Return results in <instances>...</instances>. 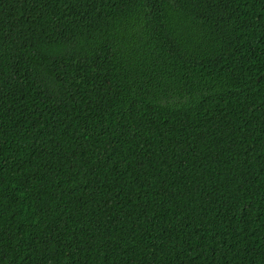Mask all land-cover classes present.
<instances>
[{
	"label": "trees",
	"instance_id": "obj_1",
	"mask_svg": "<svg viewBox=\"0 0 264 264\" xmlns=\"http://www.w3.org/2000/svg\"><path fill=\"white\" fill-rule=\"evenodd\" d=\"M0 264H264V0H0Z\"/></svg>",
	"mask_w": 264,
	"mask_h": 264
}]
</instances>
